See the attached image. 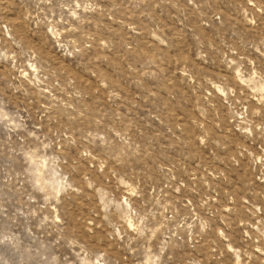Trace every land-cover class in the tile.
Returning <instances> with one entry per match:
<instances>
[{
	"label": "rangeland",
	"instance_id": "rangeland-1",
	"mask_svg": "<svg viewBox=\"0 0 264 264\" xmlns=\"http://www.w3.org/2000/svg\"><path fill=\"white\" fill-rule=\"evenodd\" d=\"M0 264H264V0H0Z\"/></svg>",
	"mask_w": 264,
	"mask_h": 264
}]
</instances>
